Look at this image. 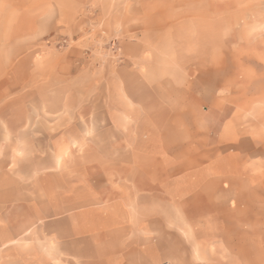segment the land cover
<instances>
[{"label": "rangeland", "instance_id": "obj_1", "mask_svg": "<svg viewBox=\"0 0 264 264\" xmlns=\"http://www.w3.org/2000/svg\"><path fill=\"white\" fill-rule=\"evenodd\" d=\"M13 99L86 122L0 264H264V0H0Z\"/></svg>", "mask_w": 264, "mask_h": 264}, {"label": "crops", "instance_id": "obj_2", "mask_svg": "<svg viewBox=\"0 0 264 264\" xmlns=\"http://www.w3.org/2000/svg\"><path fill=\"white\" fill-rule=\"evenodd\" d=\"M11 104V116H0V204L49 196L45 189L52 179L78 171L76 142L84 139L86 122L77 116L31 114L23 99H13Z\"/></svg>", "mask_w": 264, "mask_h": 264}]
</instances>
